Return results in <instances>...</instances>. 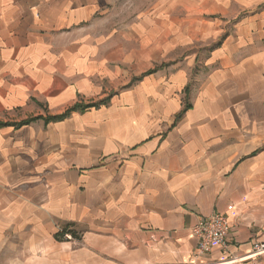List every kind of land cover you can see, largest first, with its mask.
Here are the masks:
<instances>
[{"label": "crops", "instance_id": "obj_1", "mask_svg": "<svg viewBox=\"0 0 264 264\" xmlns=\"http://www.w3.org/2000/svg\"><path fill=\"white\" fill-rule=\"evenodd\" d=\"M125 2L0 0V264H264V0Z\"/></svg>", "mask_w": 264, "mask_h": 264}, {"label": "built area", "instance_id": "obj_2", "mask_svg": "<svg viewBox=\"0 0 264 264\" xmlns=\"http://www.w3.org/2000/svg\"><path fill=\"white\" fill-rule=\"evenodd\" d=\"M199 222L191 229L192 235L196 238L194 256L196 258L208 255L214 247H219L224 252L229 253V232L230 224L227 216L217 212L212 215L203 216ZM253 254L264 251L263 244H254ZM230 261L234 259L230 258Z\"/></svg>", "mask_w": 264, "mask_h": 264}, {"label": "rangeland", "instance_id": "obj_3", "mask_svg": "<svg viewBox=\"0 0 264 264\" xmlns=\"http://www.w3.org/2000/svg\"><path fill=\"white\" fill-rule=\"evenodd\" d=\"M124 3V15H132L133 13H136L138 9L143 10L147 8L149 5L152 4V2L158 3L159 0H125Z\"/></svg>", "mask_w": 264, "mask_h": 264}, {"label": "trees", "instance_id": "obj_4", "mask_svg": "<svg viewBox=\"0 0 264 264\" xmlns=\"http://www.w3.org/2000/svg\"><path fill=\"white\" fill-rule=\"evenodd\" d=\"M83 107V105L81 106H74V107H71L69 108L68 110H66L65 113L61 114V115H55V116H52V117H47L46 119L47 120H52V119H61L63 117H65L67 115L68 112H70L71 110H75V109H78V108H81ZM88 107V106H86ZM38 118V117H37ZM37 118H34V119H27L25 121H22L21 123L17 124V125H23L25 123H30L31 121L33 120H36ZM65 233H68V234H71L73 237H77L78 235L76 234V232H74L72 229H68V228H65L63 229L61 232H58V234L56 235L57 238H60L62 237L63 234Z\"/></svg>", "mask_w": 264, "mask_h": 264}]
</instances>
